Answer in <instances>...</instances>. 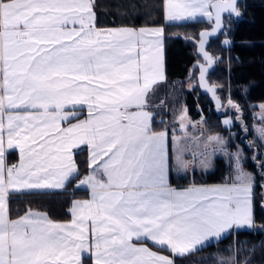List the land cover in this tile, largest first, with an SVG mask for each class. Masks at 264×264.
I'll return each mask as SVG.
<instances>
[{"label": "snow or ice", "instance_id": "obj_1", "mask_svg": "<svg viewBox=\"0 0 264 264\" xmlns=\"http://www.w3.org/2000/svg\"><path fill=\"white\" fill-rule=\"evenodd\" d=\"M163 10L166 21L215 16L213 33L221 13L240 15L236 0H163ZM92 21L91 0H0V264H83L85 254L93 264H173L133 238L185 255L233 226L252 227L251 175L239 154L231 185L177 191L166 182L164 134H150L148 113L128 112L158 74L151 52L163 29L105 32ZM84 105L88 119L60 127L66 107ZM5 142L19 149L18 165L6 168ZM82 144L103 173L81 181L92 199L74 204L72 221L31 210L11 219V192L62 187Z\"/></svg>", "mask_w": 264, "mask_h": 264}, {"label": "trees", "instance_id": "obj_2", "mask_svg": "<svg viewBox=\"0 0 264 264\" xmlns=\"http://www.w3.org/2000/svg\"><path fill=\"white\" fill-rule=\"evenodd\" d=\"M238 5L241 16L234 19L233 28L228 32L230 41L223 42L221 32L207 46L212 55L221 54L208 79L217 85V93L223 100L227 91L231 94L227 104H232L234 108L222 110L223 103L215 108L209 95L202 92L198 85H187L196 75L197 67H191L198 55L194 42L185 37H197L199 30L209 25V19L196 17L166 21L163 0H93L98 26L160 24L163 27L164 78L148 95L149 106L154 110L153 128L166 124L167 119L161 114H168L166 103L171 104L173 96L175 100L183 98L193 118L203 114L208 126L214 130H223L221 117L230 114L233 118V142L240 147L243 166L253 173V217L261 226L231 229L190 253L174 254V264H264V149L259 139L254 137L253 114L249 106L250 102L264 99V0H240ZM241 86H246L244 91ZM171 89H176V93ZM13 157V152L8 153L9 159ZM76 159L78 172L67 180L64 188L11 192L8 197L10 215L16 216L28 208H37L45 210L53 219L69 218L72 199L87 194L86 190L73 187V180L87 169L84 148L77 150ZM228 171L227 159L216 155L208 169L194 167L177 171L170 164L169 176L173 183L224 182L230 180ZM156 247L170 253L166 247ZM218 252L233 254L236 259L234 262H218ZM83 264H92L91 258L85 256Z\"/></svg>", "mask_w": 264, "mask_h": 264}, {"label": "rangeland", "instance_id": "obj_3", "mask_svg": "<svg viewBox=\"0 0 264 264\" xmlns=\"http://www.w3.org/2000/svg\"><path fill=\"white\" fill-rule=\"evenodd\" d=\"M238 9L241 11V8L238 5ZM199 17V16H197ZM196 18V17H195ZM236 17L233 15H228L225 18V28L222 31V35L224 36L222 41L227 43L230 41V37L228 32L233 28V21ZM210 23V21H209ZM156 28H162L161 26ZM158 61V74L154 77L155 80H160L164 78V35L161 39L160 45L158 48L156 47L155 56ZM215 60L220 59L221 54L215 53L213 54ZM196 74V71H195ZM196 79V75L192 80L187 82V85L190 86L193 84V81ZM174 85H172L173 88ZM246 86H241V89L244 91ZM172 90V89H171ZM176 90V89H175ZM173 89L172 91L175 92ZM176 93V92H175ZM171 96L172 93H171ZM222 98V97H221ZM231 98V94L229 91L226 92L223 101L222 110L233 109V105H228V99ZM171 104L168 105V114H161V117L166 118L167 121V129H171L173 135V149H174V159L175 166L174 169L177 171H185L191 170L195 166H198L201 169H208L213 165V158L216 155H222L227 159L229 163V179L235 178L238 172L237 164H236V154H239V168H242L245 173H249L252 179V190H253V173L246 167L243 166L241 157H240V147L233 142V130L231 128L233 118L230 114H224L221 117V122L223 125V130H214L211 129L205 121V116L202 114L196 118H193L187 111L186 103L183 98L174 99V96L170 98ZM149 104H143L139 109L143 112H150L148 108ZM250 110L253 114V134L254 137L258 138L261 142L264 149V137H261L260 130L264 129V99L256 100L254 102L249 103ZM150 114V113H149ZM164 115V116H163ZM226 121L228 123H226ZM188 126L190 131L194 130L197 132L196 137L186 138V135L181 137L179 132L181 129L186 128ZM187 127V128H188ZM199 133V134H198ZM6 140V138H5ZM257 226L260 227L261 223L257 222ZM235 255H227L221 252H218L216 255V261L218 262H234Z\"/></svg>", "mask_w": 264, "mask_h": 264}, {"label": "crops", "instance_id": "obj_4", "mask_svg": "<svg viewBox=\"0 0 264 264\" xmlns=\"http://www.w3.org/2000/svg\"><path fill=\"white\" fill-rule=\"evenodd\" d=\"M91 6H92V12L94 14V21H92V22L94 23L95 29L99 30V31H105L106 32L108 30H113V29H135V30H139L141 28L153 29V28H156V25H158V24H144V25H138V26H132V25L98 26V25H96V22H95V11H94V6H93V0H91ZM199 17H205V16H199ZM205 18H207V17H205ZM160 26L162 27V25L159 24L158 27H160ZM71 27H72V25L69 24L68 28L71 29ZM77 27H79V26L77 25ZM162 29H163V27H162ZM146 39L154 40L156 38L148 36V37H146ZM155 52H156V47H153L151 55L155 56ZM162 79H160V80H162ZM160 80L156 81L155 78H154V83L150 86L149 91L145 94V96L143 98V100H144L143 104H149L150 103V100L148 99V95L152 92V90L156 86V83L159 82ZM148 108H149V111H150L149 113L150 114L147 112L149 114V119H148L147 123L149 125L150 134H160V133L164 134V136H163V148H164V153H165V158H166V182H167V185L170 188L175 189L177 191H182V190L189 189V188H194V187L195 188H212V187H218V186H225L226 184L227 185H231L233 183V181H234L233 179H230L229 181H224V182H206V183H204V182H202V183L201 182L200 183H196V182H191V183H173V182H171L170 181V176H169L170 175V164H173V167L175 166L173 140H172V138H173L172 134L173 133H172L171 129H169V128L167 129V127H166L167 123L164 124L160 128H153L152 120H153V116H154V110L152 108H150V106H148ZM140 111H142V110L139 109V107H136V106H132V107H130L128 109V112H130V113L131 112H140ZM73 113H75V118H72ZM64 114L68 115L69 119L67 121L62 120L60 122V127H62V128L71 127L72 125L77 124L80 121H84V120L89 118V112H88V108H87L86 105L77 106L75 109H73L71 106H68V107L65 108ZM187 127L188 126H186V128H184V129H181V132H179L178 134H180V135L182 134L181 137H183V135H186L185 136L186 138L194 139L193 137H196L197 132L194 131V130L190 131L189 130L190 128L189 127L187 128ZM81 148H84V151H85V155H86V159H87V169L73 180V187L74 188L84 189V190H86L87 194L85 196H82V197L73 198L71 203H70V210L73 208L74 204L82 203V202H85V201H90L92 199V194H93L92 187L88 183L82 184L81 181L87 180L90 176H95L97 179H101L102 173H103V169L102 168H100L96 172L93 171V169L96 168L97 165L96 164H91V166H90V161H91L90 149H89V147L86 144H82L79 147L74 148L72 150V153H71L72 162L74 163L76 170H75V172H73L71 174L70 178L72 176H74L78 172V162H77V159H76V152H77V150H80ZM5 149H6V156H5L6 168L10 167L12 165H18L19 164V160H20L19 149L7 150L6 142H5ZM10 152L14 153V157H13L12 160L8 158V153H10ZM170 156H171L172 160H170ZM195 167H198V166H195ZM69 179H67V180H69ZM103 179L106 180L107 177L103 176ZM67 180L64 181L62 187L42 188V189H20L19 191L62 189V188L65 187ZM251 181H252V179H251ZM19 191H12V192H19ZM28 210H31L32 212L38 213V214H45L47 216V218L49 220H51L52 222H54V223L68 224L73 219L71 211H70V217L67 218V219H53V218H51L48 215V213L45 210L37 209V208H28L24 212H22L21 214L16 215V216H11L10 215V217H11V219H17L18 217L23 216ZM252 216H253V204H252ZM253 222L254 223H253L252 227L258 228L257 222L254 221V217H253ZM242 227H249V226L244 225ZM234 228H239V227L233 226L232 228L226 229L225 231L221 232L219 236H210L207 239H205L201 244H197L195 246V248H197V247H199V246H201V245H203V244H205L207 242H210V241H213V240H216V239L222 237L229 230L234 229ZM133 243H135L137 246H146L151 251H153L155 253H158L159 255H163V256H166V257L170 258L173 261V264H174V258H173L174 253H172L171 251H170V253H168V252H166V251H164L162 249H159L151 241H145L142 244V243L138 242L135 237L133 238ZM85 256H87V254H85ZM91 262L93 264L92 259H91Z\"/></svg>", "mask_w": 264, "mask_h": 264}, {"label": "water", "instance_id": "obj_5", "mask_svg": "<svg viewBox=\"0 0 264 264\" xmlns=\"http://www.w3.org/2000/svg\"><path fill=\"white\" fill-rule=\"evenodd\" d=\"M240 0H236L237 3V8H238V3ZM240 12V15L237 16L234 13H229V12H223L221 13V22H222V27L219 29H216L215 32L213 33V30L216 28L215 25V16L210 20V23L208 26H205L199 30L198 36H186L185 39H190L194 42L195 44V51L196 54L198 55V58L193 62V65L191 69H193L195 66L197 67L196 71V79L193 81V85H198L200 90L202 92H205L209 95L210 99L214 102V107L218 108L222 105L223 101L220 95L217 93V85L214 82H210L208 79V74L211 70L214 69L216 65V60L214 59L212 53L208 49V44L211 39L216 38L225 28V18L228 15H233L235 17H240L241 16V11L238 9ZM201 33H212L211 35L207 36L204 38L203 43L201 42ZM204 52H207L208 56L211 58L212 62L211 64L208 63V60L205 58Z\"/></svg>", "mask_w": 264, "mask_h": 264}]
</instances>
